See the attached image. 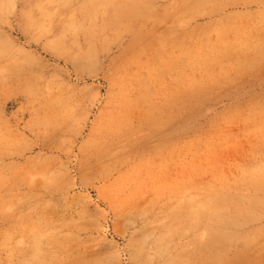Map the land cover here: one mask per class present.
<instances>
[{"label": "rangeland", "instance_id": "1", "mask_svg": "<svg viewBox=\"0 0 264 264\" xmlns=\"http://www.w3.org/2000/svg\"><path fill=\"white\" fill-rule=\"evenodd\" d=\"M0 264H264V0H0Z\"/></svg>", "mask_w": 264, "mask_h": 264}, {"label": "bare ground", "instance_id": "2", "mask_svg": "<svg viewBox=\"0 0 264 264\" xmlns=\"http://www.w3.org/2000/svg\"><path fill=\"white\" fill-rule=\"evenodd\" d=\"M58 7V6H57Z\"/></svg>", "mask_w": 264, "mask_h": 264}]
</instances>
